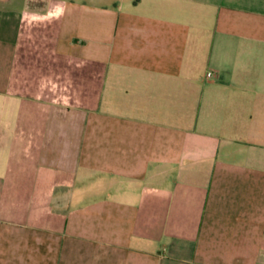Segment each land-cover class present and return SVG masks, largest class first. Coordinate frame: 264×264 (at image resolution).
<instances>
[{"label":"crops","instance_id":"crops-1","mask_svg":"<svg viewBox=\"0 0 264 264\" xmlns=\"http://www.w3.org/2000/svg\"><path fill=\"white\" fill-rule=\"evenodd\" d=\"M64 2L0 0V264H264V0Z\"/></svg>","mask_w":264,"mask_h":264},{"label":"clouds","instance_id":"clouds-1","mask_svg":"<svg viewBox=\"0 0 264 264\" xmlns=\"http://www.w3.org/2000/svg\"><path fill=\"white\" fill-rule=\"evenodd\" d=\"M66 11V4L64 0H60L54 8L46 11L44 14L39 12H28L27 10L21 14L22 22L27 19L29 24H42V23H52L54 20H59Z\"/></svg>","mask_w":264,"mask_h":264},{"label":"built area","instance_id":"built-area-1","mask_svg":"<svg viewBox=\"0 0 264 264\" xmlns=\"http://www.w3.org/2000/svg\"><path fill=\"white\" fill-rule=\"evenodd\" d=\"M208 76H212V74L209 73Z\"/></svg>","mask_w":264,"mask_h":264},{"label":"rangeland","instance_id":"rangeland-1","mask_svg":"<svg viewBox=\"0 0 264 264\" xmlns=\"http://www.w3.org/2000/svg\"><path fill=\"white\" fill-rule=\"evenodd\" d=\"M55 199H57V198L55 197Z\"/></svg>","mask_w":264,"mask_h":264}]
</instances>
